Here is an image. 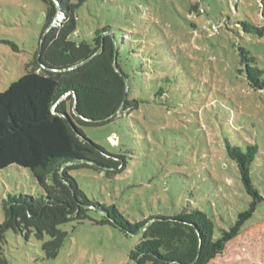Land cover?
<instances>
[{
    "label": "rangeland",
    "instance_id": "1",
    "mask_svg": "<svg viewBox=\"0 0 264 264\" xmlns=\"http://www.w3.org/2000/svg\"><path fill=\"white\" fill-rule=\"evenodd\" d=\"M46 13L43 0H0V92L25 74L40 51ZM77 18V41L92 42L97 28L112 26L133 95H153L160 86L167 95L158 100L162 106L142 104L130 117L84 128L109 153L125 156L124 170L107 175L79 168L71 174L92 201L115 204L132 222L199 208L228 229L249 196L227 141L259 146L264 191V91L253 89L239 71L241 46L264 67V37L243 25L264 26V0H88ZM131 42L135 52L126 54ZM142 57L150 61L144 71L137 67ZM33 185L26 168L0 170V222L1 199ZM89 214L61 226L67 238L55 258L45 255L47 235L10 230L8 264H134L130 253L140 236L98 223L103 214L96 209ZM212 264H264V207Z\"/></svg>",
    "mask_w": 264,
    "mask_h": 264
},
{
    "label": "trees",
    "instance_id": "2",
    "mask_svg": "<svg viewBox=\"0 0 264 264\" xmlns=\"http://www.w3.org/2000/svg\"><path fill=\"white\" fill-rule=\"evenodd\" d=\"M43 1L47 13L40 51L25 74L0 92V170L13 165L26 168L34 183L29 192L23 189L1 199L4 220L0 222V264H8L4 246L10 230L26 236L33 232L40 238L47 235L45 255L55 258L67 238L61 226L85 221L94 209L103 214L98 223L140 236L130 253L134 264H212L264 207V191L258 183L263 160L259 146L226 142L228 157L236 163L249 196L247 207L237 213L228 229L219 227L199 208L132 222L115 204L92 201L71 171L92 168L114 175L125 169L127 161L125 156L109 153L88 138L84 128L130 117L142 104L162 106L164 103L158 100L163 101L167 91L160 86L153 95H133L112 26L97 28L92 42L74 39L77 9L88 0ZM193 8L206 13L204 7ZM59 15L61 22L54 26ZM243 25L247 33L264 37V26L250 22ZM127 47L126 54L135 52L132 42ZM239 58V71L246 73L249 85L264 91V67L258 58L243 46ZM144 59L137 66L143 71L145 63L150 62ZM163 80L171 82L170 77ZM75 103L79 115L74 112Z\"/></svg>",
    "mask_w": 264,
    "mask_h": 264
},
{
    "label": "water",
    "instance_id": "3",
    "mask_svg": "<svg viewBox=\"0 0 264 264\" xmlns=\"http://www.w3.org/2000/svg\"><path fill=\"white\" fill-rule=\"evenodd\" d=\"M74 112H75V114L79 115V112H78V110H77V103H75V109H74ZM65 117L68 118V119H70V116H68V115H65ZM116 140H117V136L114 138V141H116ZM172 262H173V261H172Z\"/></svg>",
    "mask_w": 264,
    "mask_h": 264
},
{
    "label": "built area",
    "instance_id": "4",
    "mask_svg": "<svg viewBox=\"0 0 264 264\" xmlns=\"http://www.w3.org/2000/svg\"><path fill=\"white\" fill-rule=\"evenodd\" d=\"M61 18H62V16L59 15V16L56 18V20L54 21L53 25L56 26V24H59V23L61 22Z\"/></svg>",
    "mask_w": 264,
    "mask_h": 264
}]
</instances>
